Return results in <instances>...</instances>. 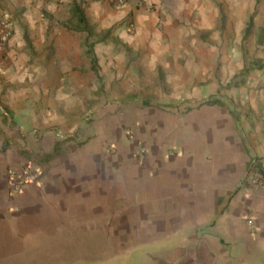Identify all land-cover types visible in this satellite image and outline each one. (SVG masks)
I'll return each mask as SVG.
<instances>
[{
    "label": "crops",
    "instance_id": "obj_1",
    "mask_svg": "<svg viewBox=\"0 0 264 264\" xmlns=\"http://www.w3.org/2000/svg\"><path fill=\"white\" fill-rule=\"evenodd\" d=\"M116 4L0 0V264H93L79 239L106 234L113 264H264V0ZM157 70L196 108L163 114L161 134L140 116L145 176L123 142L140 108L118 103ZM28 166L41 182L12 193Z\"/></svg>",
    "mask_w": 264,
    "mask_h": 264
},
{
    "label": "rangeland",
    "instance_id": "obj_2",
    "mask_svg": "<svg viewBox=\"0 0 264 264\" xmlns=\"http://www.w3.org/2000/svg\"><path fill=\"white\" fill-rule=\"evenodd\" d=\"M189 52L191 54H194L195 50L193 45H188V46H184L182 48L181 54L185 56V59L182 60L180 58V63L181 64H185L186 62H188L186 60V58L189 57ZM161 74H164V70H157L156 74L154 77H149L147 80V87L145 88L143 85H139L137 87V90L135 92H132L130 94H123L122 97H120L119 99V103L118 105L126 106L129 103H132L133 106L139 107L140 108V114H139V118L137 119V122L133 121V125H127L125 128V133L123 134V142L124 145L127 144H131V148L133 150H135V152H137V154L134 156L137 160H138V166H139V172L140 174H144L146 176V174L149 172L150 166L149 164H147V153H146V148H147V140L144 139H138L139 136H135L138 135V131L143 130L147 131V127L145 125L144 121H141V115H143V118L145 116V112L147 111V116H146V122H149V113L154 112V117L157 115V118H155L154 120L152 119V121H155V123L153 124V126L148 125L151 129H152V133L157 134V133H163V127H164V123H166L167 121H165V116H163V114H167L170 112H175L177 114V111L179 110V108H182L183 110H187V111H193L194 108H196V104H188L186 105L187 107H185V104L188 102L189 100H187L186 98L182 99H178L175 98L174 99V95L173 93L175 92L174 86L172 85V83L165 82L164 83V78L161 76ZM173 87V88H172ZM166 94L172 95V98H167L166 99ZM181 94L184 95V97H186V95L188 94V92L186 91V89H182L181 90ZM199 104V103H198ZM194 105V106H193ZM145 107L147 109H145ZM143 110V111H142ZM167 119V118H166ZM134 120V118H133ZM168 120V119H167ZM136 123H139V125L137 126ZM148 134V133H146ZM141 137V136H140ZM151 141V139H150ZM140 146V147H139ZM168 146H165V150L167 149ZM172 151V150H171ZM108 154L109 156L113 157V155L116 154V149H114L112 151L108 150ZM115 158V157H113ZM138 172V173H139ZM120 206L123 205L122 204H118ZM125 206V205H124ZM136 216V221L134 220L133 223L136 225L140 224H145L146 221H140L142 217H146V215L143 214V212L140 210L138 211L137 214H135ZM145 219V218H144ZM124 226L129 227L130 226V222L129 221H124ZM109 234V231H108ZM94 236H90V237H85L82 236L79 238H76V241L79 239V244L80 247L83 246L84 249H82L81 251L84 250H88L87 254H90V251L92 252V257H95L94 253H96L97 255L100 256V254L105 255V251H104V247L107 250L106 256H107V263L108 264H113L114 262H117V260H112V258L110 257V255L112 254V249L114 248V246L116 245H120L119 241L121 238H114L113 236L110 235H105V236H97L100 237V241L98 239L93 238ZM119 239V240H118ZM77 244V242H76ZM87 244V246L85 245ZM98 244H101L100 246V254H98L97 252H94V250H98L97 248H95V246L98 247ZM91 249V250H90ZM79 252L76 253V258L78 256ZM87 254H84L85 257L87 258ZM82 256V255H81ZM80 256V257H81ZM90 256V255H89ZM91 257V261L93 262V264H97L98 260L95 261L94 258ZM83 259H79L76 260V262H82ZM88 263V262H87Z\"/></svg>",
    "mask_w": 264,
    "mask_h": 264
},
{
    "label": "built area",
    "instance_id": "obj_3",
    "mask_svg": "<svg viewBox=\"0 0 264 264\" xmlns=\"http://www.w3.org/2000/svg\"><path fill=\"white\" fill-rule=\"evenodd\" d=\"M127 0H116V5L121 7L126 4ZM13 35L12 24L7 15L0 12V42L6 43L11 40ZM0 65H3V59L0 58ZM41 182V174L34 171L31 167H25L20 173H11L9 176V187L12 193H20L25 185L37 184ZM259 178L253 180V185H260ZM253 228V221L248 222Z\"/></svg>",
    "mask_w": 264,
    "mask_h": 264
},
{
    "label": "trees",
    "instance_id": "obj_4",
    "mask_svg": "<svg viewBox=\"0 0 264 264\" xmlns=\"http://www.w3.org/2000/svg\"><path fill=\"white\" fill-rule=\"evenodd\" d=\"M76 16L78 17V21H79V25H80L79 30L82 31V32H84V33H86L88 39H93L96 36V34H95V28L92 25L89 24V22L87 21V19L83 15H81V13L77 12V15ZM110 34H111L110 31H107V35L106 36H109ZM104 38L103 39L101 38L100 40H98V42L105 41Z\"/></svg>",
    "mask_w": 264,
    "mask_h": 264
}]
</instances>
